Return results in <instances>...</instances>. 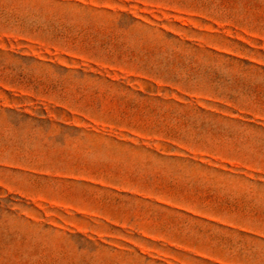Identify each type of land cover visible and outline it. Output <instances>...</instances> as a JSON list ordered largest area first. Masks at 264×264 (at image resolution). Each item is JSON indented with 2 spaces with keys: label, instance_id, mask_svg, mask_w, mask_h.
<instances>
[{
  "label": "rangeland",
  "instance_id": "1",
  "mask_svg": "<svg viewBox=\"0 0 264 264\" xmlns=\"http://www.w3.org/2000/svg\"><path fill=\"white\" fill-rule=\"evenodd\" d=\"M0 264H264V0H0Z\"/></svg>",
  "mask_w": 264,
  "mask_h": 264
}]
</instances>
